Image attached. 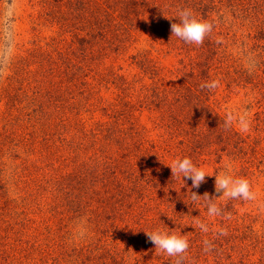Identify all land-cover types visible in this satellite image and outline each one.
<instances>
[{
    "label": "rangeland",
    "instance_id": "374dc122",
    "mask_svg": "<svg viewBox=\"0 0 264 264\" xmlns=\"http://www.w3.org/2000/svg\"><path fill=\"white\" fill-rule=\"evenodd\" d=\"M129 1L126 0V3ZM185 1L188 0H169L168 4L174 3V13L177 14L186 7ZM91 4L93 2L90 0H77L74 4L64 0H0V262L3 249L9 252L20 243L45 240L48 228L50 232L59 228L60 232H64L59 236H64L65 243L82 248V254H73L68 258L70 262L83 263L85 257L94 255L92 260H86L83 264H94L93 261L112 264L113 254L115 258L126 260L125 264H176V257L158 254L147 235L141 238L137 234V237L134 236L136 226L132 222H135L136 218L132 219L131 224L129 219H126L127 223L119 221L122 226L128 228L129 235L125 237L110 232L109 235L102 231L92 232L88 216L76 221L67 220L70 210L67 197L71 192L69 187L62 186V205L59 209H54L60 213L58 217L63 219L62 222L58 219L51 220L53 212L49 207L53 208L55 205L56 193L53 196L47 195L48 204L38 206L43 208V212L37 215L31 213L36 206H29L30 202H43L44 198L37 196V172L30 171L33 162L39 161V151L49 144L46 154L48 158L56 159L53 166L59 168L61 173H68L75 150L81 151L80 143L84 136V133L75 130L84 124L87 131L95 134L92 129L96 122L109 123L112 119L122 124L124 132L127 135L133 134L137 140L142 136L138 135L136 130L130 132L131 127L135 124L137 128L145 126L148 130L145 135L149 147L152 143L156 144L152 165H149L148 161L136 159L133 162L136 164L130 163V166H126L118 175L120 179L133 175L132 170L142 179L146 172L153 175L154 179H151V182L146 181L148 183L143 187L142 198L140 195L135 197L136 193L127 192L131 199L129 207L141 212V215L147 214L150 205L149 202L144 204V201L152 197L156 190L153 184L157 182L158 172L164 167V171L172 174L167 165H171L174 159L181 158L177 156L185 151L184 157H190L198 167L211 175L200 185L206 194L205 197H214L221 208L229 203L233 206V212L225 211L224 208L223 216L219 217L225 218L226 224L235 220L240 225H250L257 236H262L259 241L263 246L264 97H246V88L251 85L243 86L241 79L251 83V74L257 67L259 56L263 57L264 63V49H260L257 43L253 44L252 40L246 38L248 23L239 25L240 28L235 27L231 11L227 10V7H218L214 11L209 9L207 18H204L215 25L207 37L214 41L222 54L225 52L230 57V66L223 67V72H231L233 75L232 71L235 70L237 80L239 79V84L234 86L230 96L225 97L224 86L220 87L216 97L218 101L214 102V111L224 120L229 113L237 119L245 116L250 123L248 131H242L236 119L231 127L246 137L247 142L244 145L235 143L233 137L227 145L221 137L222 133L220 138L202 130L194 134L190 133L189 125V137H198L195 140L189 138L187 141L184 133L182 137L173 138L171 133H174L175 126L167 127L169 121L157 118L158 113L143 107L140 97L137 96L141 91L146 93L147 86L151 87L153 79H157V85L168 82L180 85L183 75L194 69V66L189 64L190 55L195 59V54L200 53V50L195 48L188 51L187 43L172 35L171 24L169 29L167 28L171 22L166 23L169 18L165 19V13L160 12L154 16L153 11L148 10L149 6H143L146 13L142 12L143 14L136 18H132V14L126 19H118L117 12L110 9L109 18L104 15V19H108L105 25L99 26L96 22L100 20V16L91 14L90 11L94 10V5ZM166 11L169 12L168 7ZM223 19L228 26L226 29L218 27L223 24ZM134 23H137L136 30H133ZM89 39L93 42H88ZM249 42L252 44L251 48ZM260 45H264V39ZM145 57H148L147 69H143L138 62H142ZM214 66V72L218 71V64ZM120 76L125 78L124 86L116 79ZM90 88L94 89L92 94L90 93L91 96L86 94ZM77 121L80 124L76 123ZM45 122L50 123L49 130L44 129ZM71 136L77 138L76 144L70 141ZM68 142H71V147H68ZM117 146L110 143L106 148L112 153L116 151ZM243 154L246 157L245 162ZM239 157L241 158L238 159ZM223 171H228L236 177L247 178L256 195L255 200H233L220 196L222 193H217L215 189L214 174ZM50 175L54 176L53 173ZM171 177L172 182L180 184L175 190L183 185L178 176L172 174ZM42 178H48L50 188L53 179L46 174H43ZM184 184L192 188L190 180H186ZM182 202L197 206L207 214L206 208L190 202V198H184ZM171 205L162 206L163 213L158 211L155 215L148 216L153 219L154 225L151 227L149 222L146 232L157 228L181 231L190 244L181 264H257L255 259L259 255L238 254L232 258L230 250L222 246H212V249L206 252L201 240H207L208 234L203 233L204 238L196 235L198 227L190 225L191 216L184 220H175L170 212ZM219 217L207 216L209 226L214 224L213 227L218 228V231L222 226L219 227L213 221ZM28 219H34L33 227L26 222ZM98 239L106 246L96 244ZM243 245L244 249L253 251L247 243ZM4 257L6 258V255ZM7 262L16 264L14 259H8ZM24 264H34L32 256Z\"/></svg>",
    "mask_w": 264,
    "mask_h": 264
},
{
    "label": "trees",
    "instance_id": "16d2710c",
    "mask_svg": "<svg viewBox=\"0 0 264 264\" xmlns=\"http://www.w3.org/2000/svg\"><path fill=\"white\" fill-rule=\"evenodd\" d=\"M64 1L74 4L77 0ZM188 1H185L186 5L184 6L186 7L184 8L191 9L198 18L202 19L207 18V13H209L211 9L214 11L218 7L220 9L227 7V10L231 11L233 25L240 28L239 25L244 26L248 23V35L246 38L252 40L253 44L257 43L260 49H264V45H260L261 40L264 39V0H226V3L218 1L217 3L219 4L215 1L210 2V0H202V2H196L194 0ZM90 2H93V4H91L92 6L94 5V10L90 11L91 14L94 16H100V20L96 22L99 26L102 24L105 25V21L109 18L108 13L110 9L117 12L118 19H126L127 16H131L132 14V18H136L140 14H143L142 12H145L144 8H146V6H149L148 10L150 12L153 11L152 15L154 16L158 15L160 12H162L161 14L165 13V19L169 18L166 23L171 22L167 25L168 29L170 24L178 21L177 14L174 13L175 5L174 3L168 4L169 0H151L150 2H148V0H130L127 3L126 0H90ZM216 5L219 6L216 7ZM167 7L169 12L166 11ZM104 15L107 17V20L104 19ZM102 21L103 23H101ZM240 22H242V24H239ZM136 24L137 23H134L133 30H136ZM218 27L226 29V27H228L226 25V20L223 19V24ZM88 42L92 43L93 41L89 39ZM251 47L252 44L249 42V48ZM186 48L188 51L197 48L196 50L199 49L200 53L195 54V59L194 56L190 55L189 64L191 67L194 66V69L183 75L181 84L176 86L171 83L169 84L168 82L164 83V85H157V79H153L150 85L151 87L147 86L146 93L141 91L137 97H140V102L143 104V107H146L148 110L152 109L151 111L158 113L156 116L157 118L162 120L165 119L166 122L169 121L167 127L175 126L174 133H171L173 138L177 136L182 137L184 133L187 141L189 138L190 140H195L198 135H190L189 137V125L191 128L190 133L199 132V130L204 132L208 131L212 134H216L219 138L221 135L220 133H222L223 135L221 137H223V140L226 141L227 145L233 137H235V143H241V145H244L247 142L246 137L241 136L232 127H226L224 118L221 117L217 111H214L216 107L214 102L217 100L216 97L218 96L217 94H219L220 87L224 86V91L226 93L225 97H227L233 92L234 86L239 84V79L237 80L235 75L237 72L235 70L232 71L233 75H231V72H223V67L230 66L229 55L225 52L222 54V51H220L214 41L209 37H206L201 45L187 44ZM176 49L182 50L178 47H176ZM262 60L263 57L259 56L257 67L251 74V83L241 79L243 86L246 87L249 84L251 85L250 88H246V97H264V63H262ZM138 62L143 69H147L149 66L146 65L148 57H145L142 62ZM214 64H218L219 66L218 71L216 72H214ZM241 78H243L242 75ZM116 79L120 80V84H123L124 86L125 78L120 76V78L117 77ZM211 81H218V86L214 89L202 87L203 84ZM98 82L101 84L100 80ZM98 82L96 83L97 85ZM130 84H132V82H130ZM130 88H132L131 85ZM93 90V88L88 89L86 94L91 96L90 93L92 94ZM169 97L170 99H168ZM172 97L174 100H172ZM174 103L177 105H174ZM259 104L261 105V101H259ZM156 117L154 119H156ZM223 122L224 124L222 125ZM76 123L80 124L79 121ZM44 125L45 126L42 125L44 129L49 130L50 123L45 122ZM78 130L84 133V136H82L83 140H81L80 143L81 151L79 152L75 150L76 153L72 157V163L70 165L71 169L68 173H61L59 168L53 166V163L56 164V159L53 160V157L48 158V155L46 154V152H48L47 148H49V144H46L44 149L39 151V153L41 152L39 154V161L33 162V165L30 166L32 167L30 171L37 172V177H39L36 179L38 185L37 196L44 197L43 202L41 200L33 201L32 203L30 202L29 206H36L34 211H31L32 214L37 215V213L40 214L43 212V208H38V206L48 204V201L46 200L48 198L47 195L52 194L53 196L56 193L57 196L54 197V200H56L57 203L55 202L53 208L49 207L53 212L51 220L58 219L59 222H62L63 219L58 217L60 216V213L54 209H59L62 205L60 195L63 186L66 188L69 187L71 191L69 192L70 196H67L70 202V213L65 211L60 212L67 213V220L71 221H76L79 218L88 216L90 218L89 228L92 232L97 231L100 233L102 231L105 235H109L108 233L110 232L125 237L129 235V231H127L128 228L122 226L119 221L127 223L126 219H129L131 224L132 219L136 218L135 222H132L136 226L134 236L141 238L147 235L145 232L148 228L149 222H151V227L154 225H152L153 219L148 216H151L150 214L155 215V212L158 213V211L163 213L164 210H162L161 207H167V205L170 204H172L170 212L173 214L172 216H174L175 220H184L191 216L190 225L197 226L195 223L197 219L208 223L209 219H207L208 214L205 213L206 211L203 212L197 206L182 202L184 198H190V191L205 197L206 194L203 191V188L201 186H199V188H190L187 184H184L175 190L180 184L172 182V174L164 171V167L161 169L162 171L158 172L157 182L154 183L155 185L153 184V187L156 189L155 192L151 195L152 197L147 199V201H144V204H148L149 202L150 206L148 213L141 215V212H137L134 208L129 207L131 199L127 195V192L133 194L136 193L135 197L140 195L142 198L144 195L142 193L144 189L143 187H145L148 182H151V179H154L152 178L153 175L148 172L144 173V179H142L141 176L139 177L134 173V170H132L133 175L124 176L121 179L118 176L120 172H123L126 166H130V163L132 165L136 164L133 163L136 159H140V161L143 162L148 161L149 165H152V159L155 156V151H153V149L156 144L154 145L152 143L149 147L146 139L147 136L145 135L148 130H146L145 126L137 128L135 124V126L133 125V127H131L130 132H135L136 130V132H139L138 135L140 134L142 136L138 140L133 137V134L127 135L124 132L122 124L117 123L116 119H112L109 123L96 122L94 124V129H92L95 134L87 131L84 124L78 127L75 131ZM67 132L68 130L66 133ZM32 140L33 139H31V142L33 143ZM76 140L77 138L75 136H71L70 141L72 143L76 144ZM101 141H105V143H102ZM254 141H256V139L253 140V142ZM71 142L67 143L68 147H71ZM110 143L118 145L115 152L112 151V153H109L108 148H106ZM185 154L184 151L177 157L183 158ZM242 156H244L245 162L246 157L244 154ZM50 173H53L54 176H51ZM43 174H46V176L49 175V177L53 179L50 188H48V178L43 180ZM146 181L148 182L146 183ZM67 184L70 185L68 186ZM189 188L191 190H189ZM209 197L211 198V196ZM224 208L225 211L231 210L233 212V206H231V203L227 206H223L222 209ZM41 221H43V219H41ZM26 222L29 223L31 227H33L35 223L34 219H28ZM213 223H217L219 227L222 226V229H219L218 231V228L216 229V227H213L214 224L209 226L210 230L207 233L208 235L206 236V239L212 243V246L217 245L220 248L221 246L222 248H228L231 252L230 255L232 258L238 254L243 256H251L253 254L254 256L259 255V257L255 259V262H257V264H264V245H260L261 241H259V237L262 238V236H257L250 225L243 226L235 222V220H233V223L229 222L226 224V219L223 217L217 218ZM197 230L198 231L195 232L199 238L205 236L199 228ZM221 230H226L227 235H218V232ZM61 233L64 232H60L59 228L52 232H50L48 228L47 234L44 236L45 240H33L20 243L19 245L14 246L9 252L7 250L4 251L3 249V252L1 251L2 259L0 264H10L7 262L8 259H14L16 264H24L30 256H32L34 264H83L87 262L86 260H92V258H94V255H92L85 257L82 261L83 263H79V261L75 263L70 262L68 258L73 254H82V248L74 247L73 245L65 243L63 241L64 236H59ZM40 235L42 234L40 233ZM100 241L102 240L98 239L96 244L105 245V243ZM201 241L204 242L203 240ZM243 242L251 246L253 251H250V249H244L242 247L244 246ZM199 247L201 248V245ZM261 250L262 253H260ZM5 252H7V254ZM4 254L6 255V258L4 257ZM111 257L112 264H125L127 262L122 258H115L113 254ZM105 260L107 261V259ZM93 262L94 264H100L101 261ZM101 264H111V262H102Z\"/></svg>",
    "mask_w": 264,
    "mask_h": 264
},
{
    "label": "clouds",
    "instance_id": "9594fccd",
    "mask_svg": "<svg viewBox=\"0 0 264 264\" xmlns=\"http://www.w3.org/2000/svg\"><path fill=\"white\" fill-rule=\"evenodd\" d=\"M178 22L171 24L172 35H175L179 40L187 44L201 45L205 38L212 33L214 25L212 22L198 18L191 9L184 8L177 13ZM218 86V81H211L202 85L208 89H214ZM236 119L242 131H248L250 127L249 121L245 116H240L238 119L231 113L226 116L225 126L231 127L233 120ZM172 174L178 176L183 182L191 181L193 188L205 182L207 174L201 167H198L190 157L176 158L171 165ZM215 175V189L217 193H222L220 196L225 199H239L245 201L255 200L256 195L252 190L250 181L244 177H236L228 171H223ZM190 199L193 203L200 204L207 210L209 217L223 216V209L219 206L214 197L200 196L195 192L189 193ZM219 196V197H220ZM204 197L203 199H201ZM197 227L203 233H208L209 224L203 220L197 219L195 221ZM149 240L155 245L158 254L163 253L169 257H176V264H181L184 255L187 253L190 244L189 240L180 232L167 231L163 229H154L145 232ZM218 235H227L226 230H221ZM204 250L210 251L212 243L209 240H204Z\"/></svg>",
    "mask_w": 264,
    "mask_h": 264
}]
</instances>
